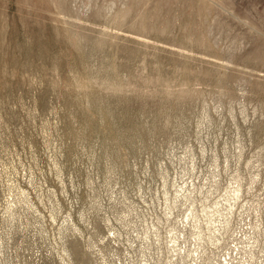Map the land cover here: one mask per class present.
<instances>
[{
    "label": "rangeland",
    "instance_id": "rangeland-1",
    "mask_svg": "<svg viewBox=\"0 0 264 264\" xmlns=\"http://www.w3.org/2000/svg\"><path fill=\"white\" fill-rule=\"evenodd\" d=\"M0 264H264V0H0Z\"/></svg>",
    "mask_w": 264,
    "mask_h": 264
},
{
    "label": "bare ground",
    "instance_id": "bare-ground-1",
    "mask_svg": "<svg viewBox=\"0 0 264 264\" xmlns=\"http://www.w3.org/2000/svg\"><path fill=\"white\" fill-rule=\"evenodd\" d=\"M196 254V253H195Z\"/></svg>",
    "mask_w": 264,
    "mask_h": 264
}]
</instances>
